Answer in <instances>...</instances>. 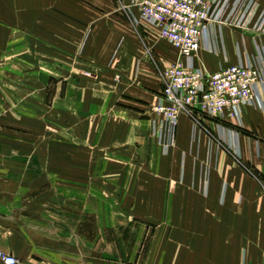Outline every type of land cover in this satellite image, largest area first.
Listing matches in <instances>:
<instances>
[{
	"label": "crops",
	"instance_id": "obj_1",
	"mask_svg": "<svg viewBox=\"0 0 264 264\" xmlns=\"http://www.w3.org/2000/svg\"><path fill=\"white\" fill-rule=\"evenodd\" d=\"M58 5L74 1L0 0V48L17 39L20 53L26 22L41 21L42 6L57 15ZM66 16L73 22V10ZM107 17L82 47L101 51V77L68 78L66 96L101 103V150L112 156L103 160L112 174L101 172V181L130 185L98 189L92 203L84 191L48 192L41 197L48 201L24 191L13 214L17 251L2 241L0 253L25 264H264V110L243 106L238 121L203 118V125L181 112L171 135L153 110L161 83L150 57L163 64L184 59L158 38L156 26ZM254 37L264 49V33L211 25L193 64L211 73L255 58ZM261 89L264 98V83ZM135 165L138 172H126Z\"/></svg>",
	"mask_w": 264,
	"mask_h": 264
},
{
	"label": "rangeland",
	"instance_id": "obj_2",
	"mask_svg": "<svg viewBox=\"0 0 264 264\" xmlns=\"http://www.w3.org/2000/svg\"><path fill=\"white\" fill-rule=\"evenodd\" d=\"M73 1L72 7L58 5L57 15H51L55 7L42 6V20L26 22L27 36L19 43L25 49L20 47V53L17 39L11 48H0V242L13 251L18 247L13 214L24 191L39 194L40 201H48L41 197L52 191H84L92 203L98 189L130 185L101 181V172L105 179L112 174L103 166V160L112 156L101 150V103L90 107L79 100L69 102L66 96L68 78L101 77V51L82 53V47L88 46V33L98 21L103 24L114 13L128 19L122 7L126 0H111L110 5L101 0ZM68 8L73 10V22H65ZM150 58L160 81V72L169 63ZM140 168L127 167L126 172Z\"/></svg>",
	"mask_w": 264,
	"mask_h": 264
},
{
	"label": "built area",
	"instance_id": "obj_3",
	"mask_svg": "<svg viewBox=\"0 0 264 264\" xmlns=\"http://www.w3.org/2000/svg\"><path fill=\"white\" fill-rule=\"evenodd\" d=\"M122 7L133 23L156 26L159 37L184 59L160 72V97L153 106L171 135L181 112L203 125V118L219 124L238 121L243 106L264 110V49L257 37L252 38L255 58L211 73L193 64L199 48L209 43L211 25L264 33V7L256 0H126ZM0 260L3 264H25L11 253H0Z\"/></svg>",
	"mask_w": 264,
	"mask_h": 264
}]
</instances>
